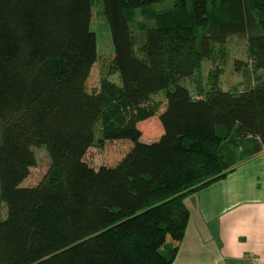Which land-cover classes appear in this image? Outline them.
I'll return each mask as SVG.
<instances>
[{"label": "trees", "instance_id": "trees-1", "mask_svg": "<svg viewBox=\"0 0 264 264\" xmlns=\"http://www.w3.org/2000/svg\"><path fill=\"white\" fill-rule=\"evenodd\" d=\"M166 1L0 0V264H172L190 221L185 198L264 152V0L156 8ZM96 6L115 55L89 90ZM233 34L246 36L262 74L225 90L217 68L190 88ZM158 113L163 133L144 142L138 124ZM97 134L133 146L95 167L86 155ZM37 147L50 167L23 186Z\"/></svg>", "mask_w": 264, "mask_h": 264}, {"label": "crops", "instance_id": "crops-1", "mask_svg": "<svg viewBox=\"0 0 264 264\" xmlns=\"http://www.w3.org/2000/svg\"><path fill=\"white\" fill-rule=\"evenodd\" d=\"M185 203L190 221L172 264H212L215 253L228 264H250L251 254L264 264V152Z\"/></svg>", "mask_w": 264, "mask_h": 264}, {"label": "rangeland", "instance_id": "rangeland-1", "mask_svg": "<svg viewBox=\"0 0 264 264\" xmlns=\"http://www.w3.org/2000/svg\"><path fill=\"white\" fill-rule=\"evenodd\" d=\"M174 0H167L165 3H157L156 8H164L172 6ZM138 21L142 20V15L138 13ZM92 28L97 34L98 45V60L93 65L87 87L89 90L96 89L104 75H107L109 69V62L111 57L115 55V47L112 40L109 24L103 17L102 10L99 6L94 9L92 20ZM141 30L135 26V35L138 39L141 37ZM237 62H240L237 64ZM250 60L248 57V41L245 35L233 34L229 37L227 45L215 50L214 58L205 59L203 62L202 70L193 78H188L185 83L192 89L198 86L197 80L201 81L202 86L205 87L209 84L211 76L220 69L221 75L219 76V84L225 89L242 90L247 85L256 80V76L262 74V70L254 73ZM111 79L120 82L117 74L110 75ZM155 99L163 102L165 96L163 93L158 94ZM164 102L161 106L160 112L164 110ZM159 113L146 120L139 122L138 126L142 130L144 142H153L160 138L163 133V127L159 119ZM133 146L132 141L127 139L121 140H101L100 135L97 134V140L89 149L86 159L95 167L101 165H115L120 159L129 151ZM37 164L31 168V173L26 178L22 185L32 186L38 183L50 167L51 159L46 147L35 148ZM8 208L6 203L0 197V220L6 218ZM168 244H173L171 239H168ZM215 253V251H214ZM252 255V254H251ZM250 256V255H249ZM248 256V258H249ZM187 258L183 255L181 262ZM228 260L219 259L218 254L213 255L212 264H228Z\"/></svg>", "mask_w": 264, "mask_h": 264}, {"label": "built area", "instance_id": "built-area-1", "mask_svg": "<svg viewBox=\"0 0 264 264\" xmlns=\"http://www.w3.org/2000/svg\"><path fill=\"white\" fill-rule=\"evenodd\" d=\"M249 263L250 264H259V260L256 256L250 255L249 256Z\"/></svg>", "mask_w": 264, "mask_h": 264}]
</instances>
